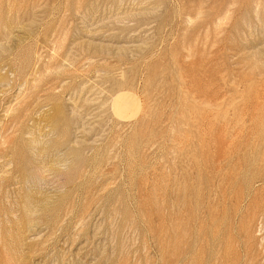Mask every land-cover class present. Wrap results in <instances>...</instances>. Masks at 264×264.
<instances>
[{"label": "rangeland", "instance_id": "1", "mask_svg": "<svg viewBox=\"0 0 264 264\" xmlns=\"http://www.w3.org/2000/svg\"><path fill=\"white\" fill-rule=\"evenodd\" d=\"M0 264H264V0H0Z\"/></svg>", "mask_w": 264, "mask_h": 264}]
</instances>
